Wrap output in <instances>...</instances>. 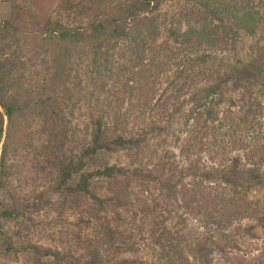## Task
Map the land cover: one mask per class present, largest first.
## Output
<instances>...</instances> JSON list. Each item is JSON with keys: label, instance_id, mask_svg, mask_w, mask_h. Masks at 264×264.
<instances>
[{"label": "trees", "instance_id": "16d2710c", "mask_svg": "<svg viewBox=\"0 0 264 264\" xmlns=\"http://www.w3.org/2000/svg\"><path fill=\"white\" fill-rule=\"evenodd\" d=\"M0 1L11 7L0 20V194L14 153L33 158L43 180L28 200L0 203V220L59 236L55 250L19 249L7 237L3 253L59 264H264V246L244 255L238 243L264 232V52L247 60L236 46L241 33H258L260 9H223L230 35L210 20L216 0H204L195 28L159 43L170 21L156 13L166 0H48V13L41 0ZM228 44L234 58L222 53ZM88 81L111 88L87 102ZM163 83L169 92L158 97ZM230 93L238 94L231 110L211 115ZM201 157L211 173L195 164ZM189 158L186 175L178 164ZM83 199L93 208L80 218L102 230L86 241L58 221ZM47 210L55 221L36 224L32 215Z\"/></svg>", "mask_w": 264, "mask_h": 264}, {"label": "rangeland", "instance_id": "374dc122", "mask_svg": "<svg viewBox=\"0 0 264 264\" xmlns=\"http://www.w3.org/2000/svg\"><path fill=\"white\" fill-rule=\"evenodd\" d=\"M116 2H121V0H116ZM236 2L239 5H248L255 6L256 9H260L262 11L263 17H264V0H243L240 2L239 0H216L217 6H218V13L214 14L216 18H210V20L215 24L220 26L223 24L225 28H227V32L232 35L234 32L232 29L229 28L226 23H230L228 20L229 17L227 16V13H224L223 9H229L234 6H229L231 4L236 5ZM253 2V5L251 4ZM42 3V11L45 13H48V11L51 12L52 6L49 8L46 6L48 3V0H41ZM249 3V4H248ZM54 4V3H53ZM204 0H166L162 7L160 8V11L156 13L157 16L160 17V20L168 19L170 21L169 26L164 29V32L159 36L158 42L162 43H169L171 41H175V32L176 35L179 36L181 33H184L187 30L188 25H191V28H195V25H197L198 21L195 22L197 19L198 14H202L204 11ZM240 9L244 8V6H237ZM11 12V7L9 4L1 2L0 1V20H3L9 16ZM227 17V18H226ZM221 18V19H220ZM81 19V18H80ZM220 19V20H218ZM78 25L80 23V20L77 22ZM86 22H83L82 25H85ZM223 30V28H221ZM232 32V33H231ZM169 39V40H168ZM169 41V42H168ZM237 50H238V58L243 59H254L256 56L255 51H262L264 52V22L261 24V28L259 29L258 33L256 35L251 36H244L243 33L240 34V44H236ZM222 53H231V57H233V49L230 46V44L226 46H222ZM103 50V49H102ZM221 50V48L219 49ZM218 50V51H219ZM245 56V57H244ZM234 58V57H233ZM249 58V59H248ZM233 60V59H232ZM236 61H233V64ZM37 64V62H36ZM236 65V63L234 64ZM39 68V65L38 67ZM107 83V82H106ZM86 84V83H85ZM84 84V85H85ZM96 82L94 81H88L87 85L84 89V96L86 95L87 102H92L93 96L97 95L96 97L101 98L102 95H104L106 92H102V90H105L106 88L110 89V84H108L106 87L100 88L98 91V88L95 87ZM131 88H128L125 90V101L127 102V99L133 96L131 94ZM157 96L163 97L169 92V86H167L166 83H163L162 86H160L157 89ZM99 92V94H97ZM232 95H235L233 97ZM238 94L230 93L226 95V97L220 102L219 106L217 105V110H213L211 115L215 116L217 113L218 117H221L222 112H226L227 110H231V105L234 102V99L237 98ZM219 101V99L217 98ZM81 101V99H80ZM217 101V102H218ZM216 102V96L211 95L208 100L204 103V108H208L209 106H212ZM125 104H128L125 103ZM192 108L191 104H187L185 109L189 110ZM237 108L232 109V111H237ZM75 115L79 116L80 110H74ZM192 124V123H191ZM180 128H182L180 126ZM183 133L182 138L185 139L187 136V132H184V128H182ZM185 137V138H184ZM2 144L0 145V152L2 148ZM179 149V147L177 148ZM177 155H179V151L176 152ZM132 156V153L130 154ZM236 156V155H234ZM26 156L24 154H18L14 153L11 154L8 157V179L6 181V188L7 190L5 192H2L0 194V203L2 205H9L10 200H19L22 202V200H28L30 197L34 195L33 190L35 187L41 185L43 183V180L41 181L37 175V172L34 169V162L33 158L29 156V158H25ZM180 157V156H179ZM181 158V157H180ZM200 159V160H199ZM198 162H195V164H199L197 167L200 169H206V171L212 172L211 166L214 164L210 161L203 160V158H199ZM113 158H109V156L104 160L106 162L112 163ZM130 160H133V157L130 158ZM125 160L122 162L124 163ZM128 159H126L127 163ZM180 161V160H179ZM189 161V162H188ZM187 160L180 161L178 166L186 175H189V168L190 164L192 162V159L189 158ZM125 163V164H126ZM206 165V166H205ZM192 169V168H191ZM194 173V168L192 169ZM182 176L183 173H182ZM42 179V178H41ZM183 181V184L186 186L187 184L191 183L193 184V180L190 178H184L182 177L181 181ZM195 181V180H194ZM153 186V184H152ZM96 191H99L100 193L102 191H105L107 188V183L100 182L97 187ZM24 202V201H23ZM93 208V205L88 200H81L80 203L76 204V206H68L64 210H60L63 212V217L61 219H58L60 222V227L64 229L70 228V229H81V234L83 239L86 241V237L90 240L94 239L95 237L101 236V231L99 230V227L96 226L94 222H91V226L87 229L88 225L86 222H83L85 219L80 218V214L82 213H88L91 212L90 209ZM94 212L99 213L96 208H94ZM101 213V212H100ZM58 214L57 211L51 210V211H43L40 213H34L32 215V218L35 219L36 224L39 223H49L50 221H55V216ZM106 217V216H104ZM110 219L109 217L107 218ZM106 219V220H107ZM105 220V219H104ZM105 220V221H106ZM70 223V225H69ZM250 222H244V224H249ZM43 226V225H42ZM26 225H22L21 223H16L14 221H8V220H0V264H59L54 262L51 258H38L30 251H23L20 250L18 253L13 254H5L3 253V243L5 242L6 238H12V241H14L17 248H21L24 246H27L30 244L37 243L38 245H41V247L45 250H55L53 246L55 247V244L59 241V236H57L54 233V236H52L47 229H41V227L38 228H30L31 231L28 230V228H25ZM69 230V229H67ZM31 233V236L28 238V234ZM258 237L257 240H253L251 235L249 234H242L241 238L238 239L239 248L242 250V254L246 255L251 254V252H254V249H260L264 246V232L262 230H258L257 233ZM93 236V238H92ZM29 244V245H30ZM59 246V244H57ZM80 247V246H79ZM81 248V247H80ZM85 252L82 251V249H78V247H75L74 255L77 257H80ZM243 256V255H242ZM216 258V257H215ZM87 259L85 257L80 258V262L86 261Z\"/></svg>", "mask_w": 264, "mask_h": 264}]
</instances>
